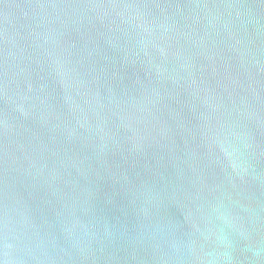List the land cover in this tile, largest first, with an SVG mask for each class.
Wrapping results in <instances>:
<instances>
[{
	"label": "water",
	"instance_id": "obj_1",
	"mask_svg": "<svg viewBox=\"0 0 264 264\" xmlns=\"http://www.w3.org/2000/svg\"><path fill=\"white\" fill-rule=\"evenodd\" d=\"M0 264H264V0H0Z\"/></svg>",
	"mask_w": 264,
	"mask_h": 264
}]
</instances>
